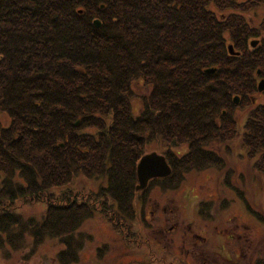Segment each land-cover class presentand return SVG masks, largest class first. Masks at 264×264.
I'll use <instances>...</instances> for the list:
<instances>
[{
	"label": "trees",
	"instance_id": "obj_1",
	"mask_svg": "<svg viewBox=\"0 0 264 264\" xmlns=\"http://www.w3.org/2000/svg\"><path fill=\"white\" fill-rule=\"evenodd\" d=\"M260 8L264 0H0V247L27 229L37 245L59 239V263L75 264L76 232L96 213L117 232L130 228L137 166L154 141L172 173L150 181L143 204L190 171L224 170L214 144L230 154L239 141L264 175V19L246 18ZM139 83L147 92L135 111ZM78 176L106 185L60 199L55 190ZM44 199L39 223L13 210ZM210 206L200 203L201 217L212 218Z\"/></svg>",
	"mask_w": 264,
	"mask_h": 264
},
{
	"label": "rangeland",
	"instance_id": "obj_2",
	"mask_svg": "<svg viewBox=\"0 0 264 264\" xmlns=\"http://www.w3.org/2000/svg\"><path fill=\"white\" fill-rule=\"evenodd\" d=\"M246 18L251 26H258L264 19V8ZM134 91L133 108L137 111L147 90L139 83ZM256 101L264 103V95ZM236 113L243 121L247 111ZM0 117L7 125V119ZM211 148L226 159L224 170L190 171L176 190H148L144 204L143 191L137 192L136 219L130 228L123 226L124 231L117 232L100 213L85 221L75 235L82 243L75 264H264V175L253 169L239 141L230 143V154L225 152L226 145ZM165 150L164 143L154 141L146 154L163 155ZM186 151V146L174 150L178 155ZM101 185H106L102 179L78 176L55 193L60 199L71 191L85 198ZM201 202L211 203L212 218L201 217ZM45 203L46 199L19 200L13 210L24 225L31 220L39 223L45 216ZM19 238L14 245L4 238L0 264H61L58 256L66 246L59 239L46 238L37 245L27 229Z\"/></svg>",
	"mask_w": 264,
	"mask_h": 264
},
{
	"label": "water",
	"instance_id": "obj_3",
	"mask_svg": "<svg viewBox=\"0 0 264 264\" xmlns=\"http://www.w3.org/2000/svg\"><path fill=\"white\" fill-rule=\"evenodd\" d=\"M96 25L99 27L98 23H96ZM229 51L232 55L234 54L232 46L229 47ZM212 72L214 71H211V73ZM259 91H264V81L260 82ZM235 102L238 103V99H235ZM171 173L172 169L165 156L157 153L144 155L137 166L138 186L136 187V191L145 190L151 180L169 177Z\"/></svg>",
	"mask_w": 264,
	"mask_h": 264
}]
</instances>
